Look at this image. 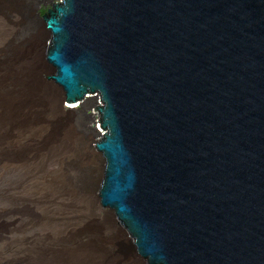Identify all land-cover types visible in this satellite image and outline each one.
<instances>
[{
    "label": "water",
    "instance_id": "obj_1",
    "mask_svg": "<svg viewBox=\"0 0 264 264\" xmlns=\"http://www.w3.org/2000/svg\"><path fill=\"white\" fill-rule=\"evenodd\" d=\"M48 68L99 99V196L144 264H264V0H45Z\"/></svg>",
    "mask_w": 264,
    "mask_h": 264
},
{
    "label": "rangeland",
    "instance_id": "obj_2",
    "mask_svg": "<svg viewBox=\"0 0 264 264\" xmlns=\"http://www.w3.org/2000/svg\"><path fill=\"white\" fill-rule=\"evenodd\" d=\"M36 2V0H24L27 23L22 24L18 30L13 22H9L0 13V57L5 51L14 49L18 52L15 59L20 65L24 54L34 47L32 50H38V60L45 67L42 77L55 85L49 78L53 69L48 68L46 59L51 36H48V30L41 20L43 14L39 13L40 16H37V13L45 7V0L38 1V6ZM31 5L34 8L33 13ZM33 20L41 24L42 38L37 39L33 36L34 28L31 25ZM17 41V47H13L12 45ZM63 96L65 97L64 94ZM66 100L63 106L68 112L70 111L69 113L73 111V126L83 140L89 141L94 158L91 163L87 162L88 158H80L79 161L84 166L85 173L91 171L93 181L91 199L95 203L92 213H95V217L88 219L83 211L78 212L70 208L67 201L59 206L50 195L46 197V193H37L36 184L45 178L46 172H52L53 175L54 172L62 171L66 174V179L74 184L82 174L71 163H67L62 170L58 154L53 153L51 149V151L46 150L45 153L48 151V155L43 158L39 170L32 168L29 161L19 166L5 167L1 163L0 155V264H106L101 262L99 253L109 252L110 257L121 256L124 250L123 244L132 245L131 236H128L122 224H119L113 210L99 206V191L104 178L103 158L99 156L96 148V141L100 135L93 130L95 133L92 132L93 141L89 139V128H97V130L99 128V132L102 131V119L98 111L99 99L91 100L89 104L85 103L86 100L81 101L80 104ZM56 205L59 207L57 217L52 214ZM106 214L112 219L110 226L106 223ZM73 227L79 229L78 238L67 242L63 236ZM86 227L101 231L97 248L94 244H86L83 241L80 230ZM37 244L39 248H36ZM131 248V254L144 264L133 246Z\"/></svg>",
    "mask_w": 264,
    "mask_h": 264
},
{
    "label": "bare ground",
    "instance_id": "obj_3",
    "mask_svg": "<svg viewBox=\"0 0 264 264\" xmlns=\"http://www.w3.org/2000/svg\"><path fill=\"white\" fill-rule=\"evenodd\" d=\"M37 2L35 3L36 5ZM37 6L36 8H38ZM31 11L32 13L34 12L32 5ZM0 13L9 22H13L12 24L16 26L17 30L22 27V24L27 23L24 0H0ZM39 13L43 14L41 20L48 30L51 17L56 15L54 7H43L37 13V16H40ZM31 25L34 28L33 36L39 39L43 34L41 24L33 20ZM17 45L18 41L12 46L17 47ZM33 48H30L24 54L21 61L22 64L20 65L16 62L15 57H17L18 52L14 49L5 51L1 55L2 57H0L1 163L5 167H10L19 166L23 162L29 161V165L32 168L39 170L43 164V158L48 155V151L45 153L46 150H52L53 153L58 154L62 170L67 163H71L82 174L79 176L78 182L74 184L71 180L66 179V174L62 171L54 172L53 175L52 172H46L45 178L38 183L36 182L37 193H46V197L50 195V198H54L55 204L59 206L65 204L67 201V205L70 208L75 211L78 210V212L83 211L86 214V218L93 219L95 213H92V211L95 208V203L91 199L92 175H90L91 171L85 173L84 166L79 161L80 158H88V163L94 160L90 151L89 141L83 140L74 128L72 120L73 111L69 113L70 111L68 112L63 106L65 100L63 94L65 95V93L56 91L55 85L42 77L45 67L38 60V50H32ZM48 57H54L52 38L47 48V62ZM49 78L53 81L60 79L61 73L57 68H54ZM84 100H86L85 103H90L94 98L92 95H88L82 101ZM69 101L80 104L77 101ZM99 116L102 119L103 125V118L100 112ZM93 130L100 135L96 141V148L99 151L101 132H99V128L98 130L97 128H89V139L92 141L94 136ZM106 179L107 170L104 168V178L99 195ZM99 198V206L113 210L118 218L116 206L101 196ZM57 208L59 207L56 205L55 209L52 210L53 216L56 217L58 215ZM105 220L107 225L110 226L112 219L109 214L105 215ZM78 231L79 229L76 227L69 229V231L67 230L63 239L67 242L77 239ZM80 232L86 244L92 243L96 248L99 246L98 239L101 237V231L86 227L80 230ZM132 246L137 252V246L132 240L131 246L128 243L123 244L122 248L125 251L122 250L121 256L110 257L109 252L99 253L101 256L100 260L106 264H141V261L131 254ZM36 248H39L38 244Z\"/></svg>",
    "mask_w": 264,
    "mask_h": 264
}]
</instances>
